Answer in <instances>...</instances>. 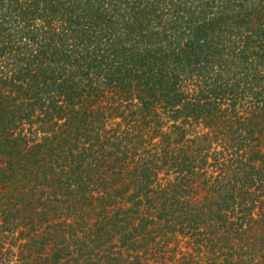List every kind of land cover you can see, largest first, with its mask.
Masks as SVG:
<instances>
[{
  "label": "trees",
  "instance_id": "obj_1",
  "mask_svg": "<svg viewBox=\"0 0 264 264\" xmlns=\"http://www.w3.org/2000/svg\"><path fill=\"white\" fill-rule=\"evenodd\" d=\"M0 264H264V0H0Z\"/></svg>",
  "mask_w": 264,
  "mask_h": 264
}]
</instances>
